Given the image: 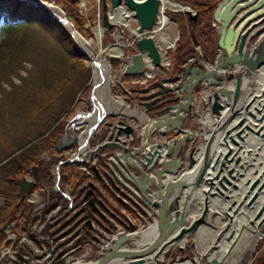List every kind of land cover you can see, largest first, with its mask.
<instances>
[{
  "label": "water",
  "instance_id": "obj_1",
  "mask_svg": "<svg viewBox=\"0 0 264 264\" xmlns=\"http://www.w3.org/2000/svg\"><path fill=\"white\" fill-rule=\"evenodd\" d=\"M21 1L45 9L69 33L78 50L90 59L79 42L82 36L63 9V16L59 17L47 6V0ZM100 2L102 26L97 27V39L112 26L114 31L117 30L111 20L117 10L130 14V19L137 25L127 30L132 36L129 43L112 41L98 48L96 53L105 52L113 44L122 47L134 43L135 52L121 64L119 71L132 77L145 75L148 71L150 76L158 77L157 90L148 93V101L140 102L145 113L152 107L157 110L150 116L145 114L142 124L135 117L129 116L133 119L131 122L122 119V113L118 111L108 112L85 131L77 124L76 115V123L67 126H73L74 133L65 144L61 140L58 149L74 145V150L69 151L72 152L70 163L88 164L92 157L101 159L102 171L94 163L91 168L118 194L120 202L135 200L154 219L150 218L148 223L143 220L144 226L140 228L122 213L114 212L104 201L101 186L93 182L87 183L88 188L83 194H65L58 188L60 164L63 163L60 161L55 164L52 188L61 193V198L49 201L45 197L42 200L48 205L46 211L50 214L42 226L49 222V232L44 236L32 232L34 241H28L26 234L18 235L20 246L14 252L9 249L11 240L17 237L13 228V236L7 234L0 250V264L5 258L16 260V257H21L23 264H74L76 256L70 240L77 234L76 237H80L83 231L82 235L89 234L92 241L98 242L100 238L90 232L100 230L109 233L103 246L106 252L91 259L93 264H165V251L176 247L181 249L183 246L178 242L186 240L188 235L194 240L202 224H208L213 230L227 227L236 207L243 201L251 203L264 190V153L255 152L258 144L254 147L256 140L264 139V86L258 88L257 83L258 72L264 69V0L218 2L212 16L219 35L217 60L205 66L191 61L174 77L164 64L167 46L161 43L164 25L159 24V15L164 9L162 1ZM182 6L179 10L184 11L192 23L194 12L189 6ZM117 36L120 34L115 33L113 40ZM157 68L165 75H158ZM230 79L232 85L228 86L226 82ZM179 80L178 84L169 86ZM198 92L199 101L194 99ZM166 93L176 95L165 98ZM170 100L178 103L164 106ZM198 103L207 106L204 113L207 112L212 120L210 128L201 129L199 134L196 132L199 121L194 128L183 126L185 119L192 117L190 108ZM106 116L116 119L106 127L99 142L88 145L87 139L93 136ZM170 131L178 137L167 143L165 138ZM250 138H253L251 142ZM29 172L31 176H23L19 182L21 198L26 200L35 193L39 177L35 165ZM93 192L100 196L92 197ZM201 194L204 197L199 205ZM206 196L215 197L218 203ZM62 198H67L68 203L55 207L54 204ZM193 205L199 206L195 208ZM213 210L216 213L213 222L219 227L209 222ZM142 213L147 215L143 209ZM107 215L116 222L113 223ZM220 218H226V221H220ZM263 221L264 217L260 225ZM127 241L134 243L122 248Z\"/></svg>",
  "mask_w": 264,
  "mask_h": 264
},
{
  "label": "trees",
  "instance_id": "obj_2",
  "mask_svg": "<svg viewBox=\"0 0 264 264\" xmlns=\"http://www.w3.org/2000/svg\"><path fill=\"white\" fill-rule=\"evenodd\" d=\"M58 1L63 3L67 13L74 14L77 28L80 29L82 18L78 16L74 7L75 2ZM178 1L194 9L195 19L190 23L184 12L167 11L178 25V38L175 49L171 51L174 71L183 70L190 60L212 62L217 47L216 31L212 25L215 3L208 0ZM98 6L101 9L99 1ZM4 15L11 24L5 26V38L0 40V91H3L1 88L3 81H9L12 90L6 91L0 97V131L4 133L0 141L2 143L0 162L16 152L17 154L0 165V194L5 197L4 206H0V249L7 238L2 227L11 213L16 214L13 220L18 233H27L31 236V226L36 221L30 215L26 216L27 210L18 216L24 204L23 202L18 204L20 193L17 176L27 173L39 162L40 151L56 150L66 120L57 122L74 103V92L81 88L89 77L88 68L81 60L84 54L78 50L73 38L63 26L45 9L30 6L21 0H0V19ZM98 18L101 21L100 10ZM18 20L21 22L17 23ZM111 29H107L105 34H109ZM37 39L44 42L49 40L60 46L57 64L42 68L41 66L47 62L43 56L35 63L32 55L35 54L34 48L39 47H32L31 44ZM196 46L200 47L201 55L197 52ZM26 60H30L32 66L28 69L27 75L23 76L20 75L19 70L24 69L23 64ZM111 61L113 66L117 67L119 62L114 59ZM12 76L20 80L19 85L16 86L10 81ZM11 95H14L15 99L9 101ZM144 99L146 95L136 96V102ZM177 102L170 100L165 106ZM156 109L152 107V114ZM94 136L99 135L94 134ZM33 141L35 142L30 144ZM56 160L59 158H55L53 162ZM50 177L52 178L53 175ZM73 178H77L79 183L85 182L89 177L84 174L79 179L76 175H64L60 179L61 187L71 182ZM93 178L99 180L94 171ZM86 189L87 186H82L77 192L82 193ZM16 244L17 239L13 242V246L15 247ZM19 260L20 258L8 261V264H19ZM253 264H264V257L255 258Z\"/></svg>",
  "mask_w": 264,
  "mask_h": 264
},
{
  "label": "rangeland",
  "instance_id": "obj_3",
  "mask_svg": "<svg viewBox=\"0 0 264 264\" xmlns=\"http://www.w3.org/2000/svg\"><path fill=\"white\" fill-rule=\"evenodd\" d=\"M47 1L54 3L55 5L61 7L64 10L66 16L71 20V22L74 25V28L82 36V38H84L86 40H90V45H91L90 47L93 46L92 47L93 52H96L98 48H102L112 41L119 43V44H126L127 42H130V35L127 33V30L129 28L130 29L133 28V26H134L133 19L129 20V26H126V27L117 26V33H119L121 36L116 37L114 40H113V38H114V34L116 32L113 30V28L111 29V32L109 34H105L106 32H103L102 35H100V37L98 39H97V37H95V34L98 32L97 27L102 26L101 21L98 18V12L100 9H99L97 0H77L76 3L74 4V7L77 9L78 16H80L82 18V21L80 23V29L77 28L74 14L73 13H67L62 2H59L58 0H47ZM170 1L177 2V3H180L182 5H186V6L191 7L190 5L184 4L178 0L177 1L176 0H170ZM208 1H211V2L216 4L220 0H208ZM167 11L180 12L181 10H178V8H175L172 6L164 7V12L166 13V15L168 17V20L165 23L164 28H162V34L164 36L166 35V36L170 37L172 39V41H174V43H175V41L177 40V37H178V25H177L176 21L167 14ZM20 22H21L20 20L17 21V23H20ZM8 24H11V22L8 20L7 16H5V15L2 16V18L0 19V40H3L5 38V26ZM38 40L39 39L33 40L32 41L33 44H31L32 47H34V46L39 47V48H34V51H33V52H35V54L32 55V56H34L35 63H36V60L40 59L42 56L45 57L47 60V62L41 66L42 68L43 67L46 68L48 66H53L54 63L59 62L60 46L57 43L49 42V40H47V42L38 41ZM134 50H135L134 44H131L129 46H122V54H120L117 58L114 59V60H117L119 62L117 67H115V65L113 66L112 61H111L112 58H109V71H110V75H111V80L109 82V92H110V96L113 99H117L119 97L122 99V102L124 105H123V108L120 109L121 110V111H119L120 113L123 112L124 108L132 107L133 103H136V96L139 95V92H137V91L140 87H142V86H140V83L133 82L132 78L126 77L125 75L121 74L119 71L121 64L124 61H127L129 59V56L132 54L131 52H133ZM196 50L199 53V50H201V49L198 46V47H196ZM25 54L27 55L26 52H25ZM100 55L102 58H105V53H101ZM81 60H82V63L84 64V66L88 68V71H89V75H88L89 77L87 79L88 81L81 88H78L74 92V96H75L74 97V103L66 111V113L61 116V119L58 120L57 123H59L63 119L66 120L65 126L63 127L62 130H65L66 126H68L69 121H72V122L75 121V120H73L74 116H76V115L78 116L81 112H84L90 118L89 114H90V112H92L94 110L93 109V101L91 98L92 90H93L92 89L93 79L91 78L92 68L90 66V59L84 54V57L81 58ZM23 65H24V69H20L19 73H20V75L26 76L28 69H30L32 66V62L30 60H26V62H24ZM10 81L14 85L17 86V85H19L18 83L20 80L18 78H16L15 76H12ZM1 88L3 89V91L2 90L0 91V97L2 94L6 93V91L12 90L9 81H3ZM195 95H196V100L199 101L200 93L198 92ZM12 99L13 100L15 99L14 95L10 96L9 101H11ZM127 105H128V107H126ZM198 108L202 112V111L206 110L207 106L201 105L198 103ZM199 109H193L190 112L195 111V113H196ZM121 116L124 118H127L128 120H131V121L133 120L129 116L123 115V113ZM115 119H116V117L106 116L105 119H103L104 122L102 121L103 123L101 122L98 127H100V126L106 127L110 123H113L115 121ZM198 121L200 122V120H198ZM57 123H56V125H57ZM85 123L87 124L88 122L85 121ZM72 129H73V126H72ZM62 134H61V136H62ZM61 136H60V138H61ZM2 137H4V133L2 131H0V141L2 140ZM89 142H90V140L88 141V144H89ZM1 144L2 143L0 142V145ZM49 157H50L49 154H43L44 161H47L49 159ZM4 161L6 162V159L1 161L0 165L2 163H4ZM20 177L21 176H17L18 180ZM78 181L79 180L77 178H75V179L73 178V179H71V182L64 184L63 187L69 186L71 188L72 193H74V191H76V189H78ZM72 193H70V195H73ZM0 197L5 198L2 194H0ZM107 198L110 201H112V199L109 196H107ZM4 204H5L4 200L0 198V206L3 207ZM15 215L16 214H12V213L10 214V216H15ZM215 217H216V214H214V213L212 215H210L209 222L211 224L219 227L220 226L219 224L213 222V219H215ZM219 220L220 221H226V218H220ZM12 222H14V220H12ZM14 226H15L16 231L18 232V229L16 228L15 224H14ZM49 228L50 227L48 226L46 229L49 230ZM223 228L220 231L221 234L227 230V227H223ZM201 229H203L202 230L203 233H200L199 238L202 237V239H203L204 237H206L205 239L207 240L206 241L207 244L204 243V240H203L202 241L203 244L201 243V245H199L200 247H198L196 237L193 240L192 235H188L186 238V242L184 243V245L181 249H179L177 247L176 248H170L168 251L165 252V254H164L165 264H182V263L183 264H194L196 258L201 257L205 253V251L212 250V248L211 249L208 248L206 250V246L210 244L208 241L209 238H207V237H209V235H211V233L213 232V229L211 230V227L208 226V224H202ZM220 233L218 234L219 236L217 235V237L214 238V242L221 240ZM201 246H203V247H201ZM207 252H209V251H207ZM257 257H264V221L260 225V229H258L257 232H254V234H252L251 237H249L245 243H243L239 248H237L236 252L233 254L231 259L226 264H253V260Z\"/></svg>",
  "mask_w": 264,
  "mask_h": 264
},
{
  "label": "bare ground",
  "instance_id": "obj_4",
  "mask_svg": "<svg viewBox=\"0 0 264 264\" xmlns=\"http://www.w3.org/2000/svg\"><path fill=\"white\" fill-rule=\"evenodd\" d=\"M28 1L35 2V0H28ZM161 1H162L163 7L172 6L178 9L183 7L180 3L173 2L170 0H161ZM48 2L50 1H47L46 4L51 9V11L54 14L58 15L59 17H62L63 16L62 8L55 5L54 3L50 2L49 4ZM111 20L117 26L126 27L129 24L130 14H125V13L123 14L121 13V11L117 10L111 16ZM167 20H168V17L166 13L162 11L159 15V22H160L159 24L162 23L163 25H165ZM160 38H161L162 45H165V46H170L173 42L170 37L166 35L164 36L163 34L160 35ZM79 42L81 44L82 49L86 51L88 55H90V66L92 68L91 78L93 79L92 81L93 90H92L91 98L93 101L94 110L90 112L89 114L90 118L84 112H81L78 116H76L78 119L77 124L80 125V127L83 128L85 131L90 126H92L103 114L108 113V112H115V111L119 112L121 111L120 109L123 108L124 104L120 97L117 99H113L111 96L108 95L109 82L111 80V75L109 71V59L107 58V56H105V58H102L100 55L101 53H106L105 55L118 57L122 53V49H121L122 47H119L113 44L105 52L96 53V52L91 51L90 41L82 38V41L80 40ZM108 76L110 77V79H108ZM261 80H263L264 82V76L260 79V82ZM263 82L260 84L257 80L258 88H262L264 86ZM196 116L197 115L195 114L193 115V117H196ZM198 117L200 120L199 122L200 124L196 126V132H198L199 134L202 131L201 129L205 130V128L207 127L210 128L212 120L210 119L207 112L199 114ZM85 121H87L88 123L86 124ZM209 121H210V124L208 126ZM249 140L251 142L253 138H250ZM256 144H258L259 147L258 149H255V152L264 153V139L256 140L254 142V147L257 146ZM84 148L86 149L87 147H84ZM249 161L253 163V161L251 160ZM203 197H204L203 194L199 196V200H200L199 205L201 204ZM206 197L210 199L211 201L218 203L217 201L214 200L215 197L213 196H206ZM193 206L195 208H198V206H195V205ZM217 206L220 207L221 205L218 204ZM213 213L216 214L214 210L211 212V215ZM263 217H264V190L258 193L254 201H252L251 203L247 204L246 201H243L236 207V212L231 215V220L227 226V230L224 232L225 234L220 233L221 229L213 230L211 235L207 237L209 238L208 241L210 244L206 246V250L208 248L209 249L212 248V250H207L209 252L205 251V253L201 257L196 258L194 264H226L231 259L233 254L236 252L237 248H239L243 243H245L247 239L251 237L252 234H254V232H257V230L260 229V221L262 220ZM202 230L203 229L200 228L195 236L198 247H200L199 245H201L203 240H204V243H206L207 241L205 239L206 237H204L203 239L202 237L199 238L200 233H203ZM219 233H220L221 240L214 242V238L217 237ZM185 242L186 240L183 239L179 241L178 243L179 245L183 246Z\"/></svg>",
  "mask_w": 264,
  "mask_h": 264
},
{
  "label": "crops",
  "instance_id": "obj_5",
  "mask_svg": "<svg viewBox=\"0 0 264 264\" xmlns=\"http://www.w3.org/2000/svg\"><path fill=\"white\" fill-rule=\"evenodd\" d=\"M247 17H249V16H247ZM135 26H136V23H134L133 27H135ZM215 31H216V37L218 39L219 35H218L217 27L215 28ZM217 53H218V48L216 47V51H215L213 61L217 60V58H218ZM200 54H201V51H199V55ZM205 61L206 60L199 61V62L201 64H203L204 66H205V64L210 63L209 61H206V62ZM156 72L161 76L165 75V72L161 69H157ZM263 72H264V69H262L258 72L259 77L257 78V80L260 84L263 82V80H261V82H260V79L264 76ZM176 74H178V71L173 70L172 75H176ZM153 79L155 80L156 78H153ZM231 81L232 80L230 79V81L226 82L228 84V86L232 85ZM171 96H175V95L173 94V95H170L169 97H171ZM165 97H167V96H165ZM169 97H167V98H169ZM126 107H128V105ZM195 108L199 109L197 107H194V109ZM149 113H152V110L145 113L144 107L139 103H133L132 107L124 108V110H123V115L137 118L139 120V124L144 123L145 114L150 115ZM202 113H204V111L201 112L199 109L196 112L197 116L196 117L192 116V117L186 118L183 126L186 129L194 128L196 121L199 120V117H198L199 114H202ZM176 137H177L176 134L173 131H170L167 134L165 141L167 143H169L171 141H174ZM61 189H65V191H69V192L71 191V188L69 186L61 187ZM45 197H47L48 200L52 201L54 198L59 197V194H56V193L54 194V190H52V186L51 185L49 186L46 184L45 187H41V188L37 189L35 191V193L33 194L32 198H30V200H26V205L24 206V209L27 210L26 213L30 212L31 209L35 210L36 208H38V210L36 211V214H37L36 215V223L33 224L31 227H32V232H35L40 236L46 235L49 232V230L46 229L48 227L49 222H47L44 226H42V223L46 220V217H48L49 213H48V211L45 210L47 208V204L43 203V204H39L38 206H36V205H34V202L40 203ZM113 223H115V222H113ZM12 224L14 225V222ZM12 224L9 225V228H8L9 231L11 229ZM30 239L33 240L31 236H28L27 240L31 241ZM82 241H83V243L78 244L77 248L75 249V256H76V262L75 263L93 264L91 259H96L97 257H100L101 255H103V252H101L99 250L98 246L96 244H94L89 238H83ZM129 242L134 243L133 241H129ZM129 242L128 241L125 242L126 244L124 243L125 246L123 244L122 248L126 247V245L129 244ZM137 244H138V242H137ZM10 248H12V245H10Z\"/></svg>",
  "mask_w": 264,
  "mask_h": 264
},
{
  "label": "flooded vegetation",
  "instance_id": "obj_6",
  "mask_svg": "<svg viewBox=\"0 0 264 264\" xmlns=\"http://www.w3.org/2000/svg\"><path fill=\"white\" fill-rule=\"evenodd\" d=\"M149 83H150V81L148 82V83H146V85H144V86H148L149 85ZM122 119H125L124 117H121ZM103 126H100V127H98V129H97V131L96 132H94V134H98L99 136L98 137H95V138H93L92 137V140H93V142L94 143H92V145L91 146H93L95 143H97V142H99L101 139V135H102V128ZM105 128V127H104ZM68 130V131H67ZM66 132H69V133H67V135L65 136V133ZM74 133V130L72 129V127H70V128H67V126H66V128H65V130H64V132H63V134H62V136H61V139L58 141V144H57V146H56V150L54 151V150H52L51 152L48 150V151H40V153H39V162L38 163H36V164H34L36 167H37V173H38V181H37V184H36V186H35V189H39V188H41V187H45L46 186V184L47 185H51L52 187H53V185H52V183H53V181L55 180V164L56 163H58V162H60V161H62L63 163L62 164H60V178H59V180H58V188H59V190H61V185H60V179H61V177L62 176H64V175H69V174H72V175H76L79 179H81V177L84 175L83 173H82V171H81V169H80V164L79 163H70V162H68V160L71 158V153L72 152H69L70 151V149H72V150H74V145L72 144L71 146H69V147H64V149H62V150H59L58 149V145H59V142L62 140L63 141V143L65 144L66 142H68V140L71 138V135ZM88 141H89V138L87 139ZM35 141H33V142H31L30 144H32V143H34ZM22 150V149H21ZM18 152H20V150L18 151ZM102 153V152H101ZM15 154H17V152L16 153H14V154H12L10 157H8L7 158V160L8 159H10L11 157H13ZM43 154H49L50 155V157H49V159L47 160V161H44V158H43ZM55 158H59V160H56L55 162H53V160L55 159ZM43 159V160H42ZM94 163L97 165V168L100 170V171H102L103 170V165H102V160L101 159H99V158H97L95 161H94ZM91 162H89L88 164H85V165H87V166H85L88 170H89V168H91ZM90 171V170H89ZM28 175H30L31 176V174H30V172H29V170H28V172L27 173H24L23 175H21V177H20V179H19V182H20V180H21V178L23 177V176H28ZM51 175H53V177L51 178L50 176ZM87 177H89L85 182H79L78 183V187H82V186H87V188H88V185H87V183L88 182H93L95 185L96 184H99V186H101V188L103 189V194H104V192H106V188H108V186L106 185V183L103 181V180H101L99 177H98V179L99 180H96V179H94L93 178V175H92V173L91 172H87ZM47 182V183H46ZM20 187V185H18V188ZM52 190H54V194L56 193V194H59V197H57L58 199H60L61 198V193L60 192H58V191H56L55 189H53L52 188ZM87 190V189H86ZM85 190V191H86ZM84 191V192H85ZM69 192V191H68ZM84 192H82L81 194H83ZM110 192H112V191H110ZM19 193H20V188H19ZM70 193H72L71 191L69 192V194ZM113 193V192H112ZM73 195H71V196H74V193H72ZM102 194V195H103ZM100 195L98 194V193H94L93 192V194H92V197H94V198H96V197H99ZM114 197H115V195H114ZM86 199V198H85ZM3 200H4V202H5V198H3ZM50 201V200H49ZM114 201L115 202H117V200L114 198ZM21 202H23L24 203V205H23V207L21 208V211H20V213L18 214V216H21V214L22 213H24V211H25V209H24V206L26 205V199H22L21 198V194H20V201H18V204H20ZM65 201H64V199L62 200V203H64ZM43 203H45V202H43ZM42 203V201L40 202V204H43ZM118 203V202H117ZM46 204V203H45ZM56 204L57 203H55L54 205L56 206ZM47 207H48V205H47ZM127 207L130 209V210H135L136 208H141L142 209V206L141 205H137V203L134 201V200H127ZM46 210V209H45ZM36 209L35 210H30V212H28V213H26V216H31V218H33V219H35V221H36ZM56 211V210H55ZM54 211V212H55ZM54 212H52V213H54ZM14 218H13V216H10V217H8V219H7V221H6V223H5V225L2 227V229H4V231H5V228L6 227H9V225L10 224H12L13 222H12V220H13ZM36 223V222H35ZM14 224H15V221H14ZM12 226V228H15V226L12 224L11 225Z\"/></svg>",
  "mask_w": 264,
  "mask_h": 264
},
{
  "label": "built area",
  "instance_id": "obj_7",
  "mask_svg": "<svg viewBox=\"0 0 264 264\" xmlns=\"http://www.w3.org/2000/svg\"><path fill=\"white\" fill-rule=\"evenodd\" d=\"M169 61L167 60L166 61V63H168ZM87 172V171H86ZM135 214H138V212H136ZM134 220H138V217H137V215H134V218H133Z\"/></svg>",
  "mask_w": 264,
  "mask_h": 264
}]
</instances>
